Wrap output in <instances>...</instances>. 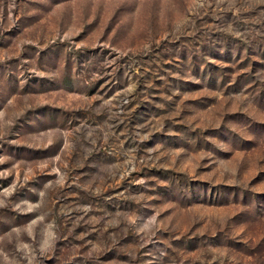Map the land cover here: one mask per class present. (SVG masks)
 <instances>
[{"label": "rangeland", "instance_id": "374dc122", "mask_svg": "<svg viewBox=\"0 0 264 264\" xmlns=\"http://www.w3.org/2000/svg\"><path fill=\"white\" fill-rule=\"evenodd\" d=\"M0 264H264V0H0Z\"/></svg>", "mask_w": 264, "mask_h": 264}]
</instances>
